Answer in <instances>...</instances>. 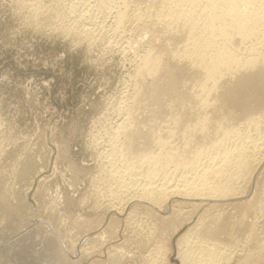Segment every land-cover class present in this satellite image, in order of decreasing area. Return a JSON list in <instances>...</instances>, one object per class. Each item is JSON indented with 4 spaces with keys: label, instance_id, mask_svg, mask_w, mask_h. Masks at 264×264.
Masks as SVG:
<instances>
[{
    "label": "rangeland",
    "instance_id": "1",
    "mask_svg": "<svg viewBox=\"0 0 264 264\" xmlns=\"http://www.w3.org/2000/svg\"><path fill=\"white\" fill-rule=\"evenodd\" d=\"M174 1L0 0V264H201L208 252L217 264H264V107L248 106L257 111L238 123L242 139L224 145L242 142L249 161L240 170L226 161V194L199 178L222 164V149L193 172L172 162L154 172L150 156L123 160L125 136L115 129L135 111L133 78L151 42L145 27L157 25L155 43L168 48L177 25L206 22L200 7ZM121 9L126 20L117 25ZM259 25L254 42L264 46V18ZM187 63L190 74L198 68ZM153 104L128 122L155 125L152 113L167 110L162 99ZM184 176L192 178L186 187ZM252 201L261 205L251 209Z\"/></svg>",
    "mask_w": 264,
    "mask_h": 264
},
{
    "label": "bare ground",
    "instance_id": "2",
    "mask_svg": "<svg viewBox=\"0 0 264 264\" xmlns=\"http://www.w3.org/2000/svg\"><path fill=\"white\" fill-rule=\"evenodd\" d=\"M124 1H125V5L128 6L127 5L129 4L128 0L127 1L124 0ZM129 1H134V0H129ZM184 1L186 4L190 5L189 7L191 6L193 8L200 7L202 10L200 12L206 14L205 16L207 18L206 19L204 18L206 22L203 23L204 25L203 28L199 27L202 30L201 29H200L201 31L199 30L197 23L194 22V20L193 21L189 20L188 22L184 21V23L185 22L186 23L182 25L180 24L182 21L179 23V21H177V19L173 17V15L172 16L168 15L169 17L171 18L173 17L176 19V20L173 19L175 24L177 23L180 25L176 26L174 32L172 30L173 34L170 33V37L168 38L169 39V44L167 45L168 48H164L163 46H160L157 43H155V38L160 31L158 29L159 27L157 28V25L154 24L156 26L155 27L152 23L151 25L147 24L144 31L150 34L151 42L150 45H148V48H146L147 50L143 54V57L140 58L141 61L140 63H138L139 65L136 68L137 70L135 73V78H133L135 84L133 85L135 86L133 87V90H135V92L133 98H131L130 100L133 99L132 109L135 111L134 112L129 111L130 113L128 112L127 113L128 116L127 115L126 116L127 119L129 118L133 119V116L136 117V115H139L136 114V112L138 113V109L144 108L151 101L154 103L153 105L155 106L158 103V101L161 99L162 101H164L163 107L167 111L154 110L155 112L152 114L153 116L157 117L158 120L156 121L157 123L155 125H152L153 121H151L150 123H152L151 124L152 126L151 127L149 126L150 128L147 127L148 129L143 125L145 122H147L145 120L143 124H142L143 120H141L142 122L140 123V125L141 124L143 125L142 127H145L144 130V128H142L141 126L139 125L134 126L129 123L130 120L128 122L127 119L122 120L123 119L122 118L121 120L120 119L118 120L115 131H116V136L123 134L125 136L124 137L125 140H123L124 142L121 146L122 150H120L123 151L122 153L123 156L121 154L123 160L125 158L129 161L130 159L129 157H133L136 160L137 158H135L134 156H138L140 157L138 158V160L141 159L143 161L144 159L148 160L149 158L147 159L146 157L150 156L152 161H148V162L151 169L154 172L155 170L158 169L165 170L169 162L174 163L176 168L183 167L190 171L192 169H197L198 167H200L201 163L199 162V159L201 157L210 155V152L214 153L222 149L224 151L223 152L224 155L221 153L223 155L221 160L222 164L220 165L218 164L217 167H211V169L205 166L206 168L205 169L203 168V170H201L199 176V178L201 177V180L199 179L201 183L200 182L199 183L201 184L202 187L210 188V193L213 190L222 195V193L224 194L226 192L225 188L227 186L229 187L227 182L228 180L226 181L228 177L227 178L225 177L223 170L224 167L226 166L225 165L226 161L229 162L230 160L231 161L234 160L238 169L239 167L247 166L246 163L249 162L248 160H246L247 158H245V156L243 155V153L246 151L242 145V142L241 144L239 143V145H237L236 143L238 142H236L234 144V146L235 145L236 146L235 147L233 146L234 148L231 149L229 147L228 149H226V146L228 145L227 142L229 141V140L227 141V139L232 140L233 137L234 138L237 137L238 139L241 137L242 139V136H240L242 133L237 128L239 127L238 123L239 122L241 123V121L243 122L248 121L242 119L245 118L246 116L247 117L250 116L251 114L254 115L253 111H255L252 108L250 109L248 106L253 107L254 104H256L257 106L254 107V109L257 108L258 106L259 108L264 107V51H263L264 46L263 44L258 45L257 42L256 43L254 42V39H256L255 36L257 34L259 35L260 32L259 27L261 24L259 25V23L260 21L262 22V18H264V0H184ZM167 2L169 1H166V3ZM174 2H176V0ZM257 2H259V4H257ZM256 4L259 5L258 9L260 12L259 11L254 12L255 10H257ZM125 5L123 4L124 8ZM158 6H160V4L157 5L156 7ZM167 6H169V4ZM152 9L151 12L152 13L154 12L153 14H155L156 11H152ZM121 10L116 12V17L114 16L116 18L114 21H116L117 25L122 23L126 16L124 9L122 11ZM168 10L170 11V9ZM172 10H174L175 15L176 12L178 14L181 13V11H177V9L175 12L174 7ZM148 12L150 13L149 10ZM157 12L159 13V11ZM188 13L189 12H187V15ZM146 14L147 13H145L144 15ZM167 17H165L164 19H167ZM191 17L193 16L191 15L189 18ZM181 18L185 20L186 17L184 18L181 16ZM204 20H202V22ZM168 23L170 24L171 22L168 21ZM204 33L206 34V37H203L202 34ZM140 40L135 41L136 44H139L138 42H140ZM135 42L133 44H135ZM136 44L135 46H137ZM171 53L176 58L179 59L183 58L184 61L185 59L193 60V62L196 63L198 68L196 67L197 69H194L193 73L191 74L188 73L187 66H190V63L189 65L187 63L188 60L180 64L174 58L172 59L173 56L172 57L170 56ZM167 57H169V60L165 61L166 60L165 58ZM167 91H170V93H167ZM185 92L187 93L189 92V94L186 95L188 98L185 96L184 99L183 96L181 97V99L182 100L184 99L185 101L189 99L190 100L189 105L188 104L186 105L184 100H183L184 102L179 101L180 100L179 95L184 94ZM251 99L253 100V102L249 101ZM175 101H179L177 102V104L179 103L178 104L179 107H177L176 105L178 110L171 111L172 108L174 109L173 105ZM185 105L191 106L193 108L190 113H189L190 109L189 111H187L188 109H186L188 113L184 111L186 107ZM129 109H131V107H129ZM256 111H255V115H256ZM262 114L263 113L261 112V115ZM259 116L260 114L258 115V117ZM149 118L151 117H148V119ZM150 123H148V125ZM171 123H173L172 126ZM258 125L259 123H257L256 126L253 123L254 128H256ZM251 126L252 125H249L248 127L250 128ZM252 128L250 129L252 130ZM256 130L257 129H255V131ZM149 144L152 146V149L150 148L151 149L150 152L147 149L149 153L147 151L146 153H144L142 151L134 150V148H144L147 145L149 146ZM225 144L226 146L224 147ZM246 149L248 150V148ZM127 164L129 163L127 162ZM230 164L231 163H229V165ZM133 166H135L134 163ZM200 168H202V166ZM131 169L129 170V172L131 171ZM151 169L150 170L148 169L149 170L148 172H150ZM238 169L236 168V170ZM134 170L135 168L133 169V171ZM153 171L152 173H154ZM197 174H195V176ZM185 179L186 180H183L186 182V184L183 185L184 187L188 185L189 181H192L191 180L192 178L189 179L185 177ZM231 186L232 185H230V187ZM204 188H201V190ZM215 192H213L212 194H214ZM259 201L261 202L260 199ZM257 203L250 204L251 209H253V207L258 208L256 206ZM249 207L246 206V208ZM250 211H254V210H250ZM208 235L209 234H207V236ZM214 256H216V254ZM204 261L201 264L216 263V262L214 263L213 254H211L210 252L205 254Z\"/></svg>",
    "mask_w": 264,
    "mask_h": 264
}]
</instances>
